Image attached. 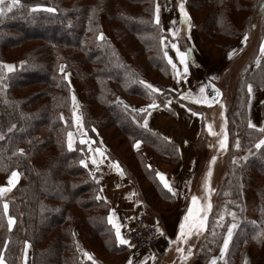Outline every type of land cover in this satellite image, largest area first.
<instances>
[{"label":"trees","instance_id":"obj_1","mask_svg":"<svg viewBox=\"0 0 264 264\" xmlns=\"http://www.w3.org/2000/svg\"><path fill=\"white\" fill-rule=\"evenodd\" d=\"M182 2L189 29L210 59L221 58L245 34L248 38L255 15H260L257 46L246 63L247 70L238 71L223 129L225 149L237 135L241 138L239 150L255 147L264 138L260 131L264 128V101L260 104L262 127L249 128L247 85L264 91V54L260 50L264 0ZM180 3L176 1L179 13ZM37 5L40 7L32 11ZM155 5L156 0H20L17 7L0 16V65L14 66L12 72L0 66V185L13 170L19 174L9 195L0 198L2 264H19L25 243L32 245L31 264H92L80 257L74 231L104 261L120 264L126 260L129 246L116 242L115 229L108 223L110 205L100 197L95 178L80 164L91 148L104 147L103 142L121 154L124 176L140 188L150 207L158 212L176 207L174 197L157 180L155 165L165 162L175 167L178 146L143 126L146 111L134 112L117 100L122 97L139 109L152 104L158 94L170 95L192 107L168 88L170 65L160 51L159 37L170 40L171 36L161 16L159 26L152 22ZM102 20L110 38L97 39ZM177 41L183 47V40ZM65 73H71L82 90L80 117L90 141L81 144L76 140L71 150L67 133L74 131V119ZM140 80L161 91L149 95ZM106 130L112 134L107 135ZM115 138H119L117 144ZM137 141L139 149L133 147ZM146 152L152 154L150 159ZM221 173L220 200H226L224 207L231 209L229 204L235 199L238 216L226 264H243L249 248L260 249L264 244V236L254 239L258 232L264 233V145L238 163H228ZM244 192L252 193L256 201L254 219L245 217ZM4 201L8 215L14 218L11 230ZM213 211L214 206L205 225L214 217ZM230 220L229 215L214 241L211 235L216 230L202 229L199 264L218 254Z\"/></svg>","mask_w":264,"mask_h":264},{"label":"crops","instance_id":"obj_2","mask_svg":"<svg viewBox=\"0 0 264 264\" xmlns=\"http://www.w3.org/2000/svg\"><path fill=\"white\" fill-rule=\"evenodd\" d=\"M160 3H162L160 0H156V4L160 5ZM176 17L178 19V15H174V19L169 18V16L164 17L165 19L162 18L164 27L166 30L168 28H178L182 34L183 30L180 28L179 22L176 25L173 22ZM188 36L192 37V41L198 44L197 50L200 52L197 50L196 51L199 55L195 56L190 53L187 60L188 73L186 79H184L182 76H175L170 65L169 87H171V89L176 93L178 98L187 102L192 103L195 102L197 98L206 97L208 100H213L216 98L217 102L219 103L225 95V87L219 84L221 71L217 67V64H215V61L206 58L201 46L195 40V38H193L192 32ZM193 46L196 47L195 45ZM193 46L190 48L191 51L192 48H194ZM179 49L181 51H185L188 49L187 44L186 47H179ZM166 50L168 51L169 56L173 59V62L178 68L181 69L182 72L183 66L179 64L176 51L171 47H167ZM213 85L216 90H219V96H216ZM202 86L205 89L203 94L199 92V89ZM258 90L260 89L253 86L248 110L250 121L257 126L256 128H261L262 119L260 116V104L262 101L256 100L253 96L254 93L260 94V97L263 95ZM183 94H189V98L185 99ZM163 102L165 103L164 105L156 104V107L154 108H149L148 105L143 107V109H145L144 111H146L145 117H147V127L144 126L145 118L142 124L146 129L159 133L163 138L175 143L178 146L179 161L175 167H172L165 162L155 165V172L159 171L165 174V179L177 193L176 195H173L172 193L168 192L174 197L176 202V207L172 211L158 212L150 207L146 202L144 193L140 190V188L128 180L124 174L121 175V172L123 171L119 162L112 161L108 157V153L112 155L111 150L108 147L104 146L103 150L96 147L91 148L89 156L84 159L85 165L87 166H83L89 171L91 176H93L98 183L100 187V197L110 205V210L114 214L113 223L119 226L121 235L125 239H127V235L123 229V222L139 211H145L148 214V218L151 223L158 225L163 232L159 245L154 250L130 251L126 260L120 264H128L129 260L132 261V264H140V261H144V264L171 263L172 257L170 258V256H172L175 248L174 245L177 240V231L181 220H184L183 215L187 209L185 208L182 210V205L187 198H190L193 195L195 191L197 169L201 161H203V157L205 156L203 148L199 147L198 140L200 138H205L206 135H211L208 131L207 125H211L209 121L211 117L214 116L213 112L215 109L222 111L225 116L224 105L218 104L216 101L211 104L195 102L202 111L193 109L192 107H186L185 105L178 103L173 98L163 97ZM193 113H197V115H193ZM204 113H208V117H210V119H206ZM72 133L73 144H75L76 140L81 141V139L85 140V143L89 142L86 134H82L81 132L77 133L74 131ZM73 148L74 146L72 149ZM136 148H141V145L139 144ZM97 149H99V152L96 151ZM151 156L152 154L150 152L145 153V157L147 159H150ZM93 159L97 161L96 164L92 163ZM115 163H118L119 169H117L115 166H110L114 165ZM204 165L205 162L202 163V166ZM156 178L164 188L159 177L156 176ZM164 189L168 191L166 188ZM189 201H191V199ZM186 206H188V203ZM230 224H233V222L231 221L228 226ZM110 225L112 226V224ZM228 226L226 228L224 237L228 235ZM235 230L236 228H234L232 231V235L225 251L223 253L219 251V253L215 257L211 258L206 264H210L212 260H215V264H226L227 250ZM73 235L78 252L80 251V257L81 252L86 251L92 255L93 259L96 261V264H111L104 261L95 252H93L89 248L86 240L76 231H74ZM222 247H224V239L222 241ZM82 257L85 258L84 255ZM31 259L32 245L30 243H26L24 245L21 260L22 264H31ZM84 260L88 259L86 258ZM243 264H264V244L260 249L249 248L244 254Z\"/></svg>","mask_w":264,"mask_h":264},{"label":"rangeland","instance_id":"obj_3","mask_svg":"<svg viewBox=\"0 0 264 264\" xmlns=\"http://www.w3.org/2000/svg\"><path fill=\"white\" fill-rule=\"evenodd\" d=\"M176 1L177 0H163L164 3L163 2L160 3L159 16H161V19L162 18L165 19L164 17H166V16H169V18L174 19V15H178V19L176 17V19L173 22L175 25L179 22V26L183 30L182 34L180 33V31H178L175 37H173L169 33L171 38H170V40L166 39V43L168 44V47H171L172 43H177L178 47H180V48L186 47V44H187L188 48H191V46L195 45L196 47L193 46L194 48H192L191 53L195 56H198L199 54L197 53V51L200 52L199 50H197L198 44L194 43L192 41V37L188 36L191 33V31L189 29L188 24L181 20V14L179 13L178 10H176ZM259 21H260V15L257 14V15H255L253 22L251 24L250 36L246 40H244V37L239 38L233 44V46L230 48V50L227 53H225L219 59H210L209 58L210 60L215 61V64H217V67L221 71L219 84H221L223 87H225V92H224L225 95L222 98V100L219 103L217 102L216 98H214L213 100H215L218 104H223L225 107V112H226L228 104H229L230 94H231L233 85L235 83L236 76L238 75V71L241 68H244L245 70H247V64L246 63L253 56L254 51L256 49L257 41H258V35L260 34ZM177 27H178V25H177ZM101 31H102L101 33H103V35L105 37L110 38L111 35H110L109 30L107 28L106 22L104 20H102V22H101ZM178 38L183 40V47L179 45V43L177 41ZM195 40H196V38H195ZM230 52H232L231 57H229ZM204 54L206 56L205 52H204ZM261 54H264V53L261 52ZM214 55H217V54H214ZM206 58H208V57L206 56ZM5 71L8 72L6 69H5ZM67 75H68V78L66 80L68 81L69 86L71 88V94H72V96L74 95L76 97V102L79 105L78 108H75V113H76V115L80 116V105H81L82 100H83L82 90H81L80 86L76 83L74 78L72 77V74L67 73ZM169 82H170V79H169ZM169 82H168V88H169V90L173 91L171 89V87H169ZM260 90H258V91L263 94L261 97H260V94H257V93H254L253 96L255 97L256 100H261L263 102L264 101V91L263 90L260 91ZM72 96H71V100H72ZM163 97L164 98H172L170 95H164L162 97H159V94H158L157 96H155V99L153 102H155V104H157V105H164L165 103L162 102ZM119 100L123 101L125 105H128V108L135 109V106L131 105L129 102L127 103L122 97H120ZM249 101H250V97H248V105H249ZM162 103H164V104H162ZM191 105H192L193 109L201 110V108L195 102H192ZM73 111H74V107H73V102H72V114H73ZM221 112L222 111H220L219 109H215V111L213 112L214 116L211 117V119H210V117H208V113H204L205 118L210 119V121L209 120L208 121L212 125V128H213L212 131L215 133V135H213V134H211L210 136L206 135L205 138H202V139L200 138L198 140L199 147L203 148L205 156L203 157V161H201V163L199 164L198 169H197V173H196L197 178L195 181V191L193 193V195H196L198 197V202H197V206H196L197 208H199L201 206H206L207 204L210 203L211 208L208 210V212H209V211H211L212 207L214 206V211H213L214 217H212L211 222H208L206 225L204 223V227L199 229V230H197V228L193 227L191 230V234L188 235L185 240H182V241L176 240V243L174 245L175 248H174V251L172 254L170 264H194V263L199 264L200 253H201L199 241L201 239V236H203V233L201 232L202 229H204V231H205V229L207 227H209L213 230H216L215 233L211 235V238L214 241L215 239H217L216 236H218L217 235L218 231L224 227L226 220L229 218L230 213L234 214V216L230 215V219H231L230 222L232 221L233 223H236V225H237L236 220L238 219V216H237L236 212H234V209L236 208L235 199H233L232 200L233 202H231L229 204L230 207L233 205V208H231V209L225 208L226 207L225 206L226 200H224V201L220 200V198L222 197L223 194L221 193V191L219 189V186H220L219 182L222 183L223 179H224V176L222 175L221 172L224 170V168H226L228 166V163H231V162L238 163L239 160L241 161L244 157H246L247 155H249L253 151H255V149L257 147L255 146V147H251L249 149L239 150L238 148L241 146V138H240V136L237 135L236 139L233 140V143L229 148L221 149L219 147V140L221 138H223V130L221 129V125H223V129H224V124H225V116H224V114L221 115ZM73 119H74V117H73ZM262 125H263V123H262ZM81 129H82V133L85 134V132L83 130L82 121L80 122L79 126L74 121V132L80 133ZM105 133L107 135H110V134H112V130H106ZM119 138H115V140H113L114 143L117 144V142L119 141ZM237 143H239V147L236 146ZM103 145L108 147L111 150L112 155L109 153L107 155H111L114 158L113 159L114 161H117V162H119L120 160L123 161L122 156L120 157L121 154L112 150L107 143L103 142ZM73 146H74V144H73ZM96 148L103 150V147H96ZM123 149H124V145L121 146L118 150L120 153H122ZM213 156L216 157L215 161L211 160V158ZM204 162H205V165L202 166V163H204ZM206 163H207V166H206ZM209 168L212 170V174H210L211 176L208 175ZM10 175H11V173L9 174V176ZM206 177H207V185H205V178ZM7 178L2 183V185H6ZM18 180H19V176H18L16 183L18 182ZM16 183H15V185H16ZM223 185H224V182L222 184V187H223ZM206 188L208 189L207 191H206ZM192 192H193V190H192ZM9 193L10 192H6L4 194L5 197L7 195H9ZM190 199H191V197L187 198L186 201L184 202V204L182 205V210L187 208L185 214L183 215L184 217L188 212L189 205L191 204L189 202H192V201H189ZM221 202L223 204L222 205L223 207L221 206ZM187 203H188V206H186ZM244 204H245V217L246 218L248 217L249 219H254L256 201H255L252 193L244 192L243 205ZM239 207H240V205H239ZM198 216H201V213L199 211H197L195 213V216L190 218L189 221H185L186 230L188 228V225L191 223V221L193 219H195V217H198ZM149 223H151L150 220H149ZM151 224H153V223H151ZM228 224H229V222H228ZM179 231H180V228H178L177 233ZM125 245H127V244H125ZM177 247H180L183 250L182 253L176 251ZM221 247H222V244H221ZM189 249L191 250V254H189V251H188ZM128 250H129V252L135 251V248L133 246H129ZM218 251H220V249ZM217 253H219V252H217ZM182 254H183V256L186 257V259H183V260L181 259ZM82 256H83V252H81V257ZM82 259L84 260L86 258L82 257ZM21 260H22V258H21ZM21 260H20L19 264H22Z\"/></svg>","mask_w":264,"mask_h":264},{"label":"snow or ice","instance_id":"obj_4","mask_svg":"<svg viewBox=\"0 0 264 264\" xmlns=\"http://www.w3.org/2000/svg\"><path fill=\"white\" fill-rule=\"evenodd\" d=\"M19 3H20V0H7V3H6V0H0V16L4 15L7 11H11L15 7H17L19 5ZM5 5H6V7H5ZM39 7L40 6L37 5L36 8L32 9V11L37 10ZM178 7H179V10H180V14H181V20L183 22H185V23H188L189 17H188L187 12L184 9V5H183L182 0H181V3L178 5ZM47 10L48 11H55V9H52V8H49ZM159 11H160V5L156 4L155 5V13L156 14H155L154 20L152 22L154 24H156L157 26H159V24H160ZM189 27H191L190 24H189ZM166 31L168 33H170L173 37H175L177 32L179 31V29L168 28ZM97 39H103V33H101L100 36L97 37ZM246 39H247V34H245V37H244V40H246ZM159 43H160V51L163 54V58L167 60L169 65H171V67L173 69V72H174V75L177 76V77H181L182 76L184 79H186L187 78V73H188L187 60H188V57H189V55L191 53V49L188 48L185 51H181L179 49L177 43H172L171 44V48L176 51L177 59L179 60V64L183 66V69H182V72H181V69L178 68L177 65L173 62V59L169 56L168 51L166 50L167 47H168V44L166 43V37L164 35H160ZM260 50H261L262 53H264V43L261 44ZM231 55H232V52L229 53V57H231ZM0 66L5 68L8 72H12L14 70V66L11 65V64H2ZM60 70L63 72V70H64V66L63 65L60 66ZM64 78L65 79L68 78L67 73H65ZM213 79H214V77H213ZM139 83L145 85V87L150 90L149 91V95H151V93H153V92L161 91V89H158V88L154 87L152 84L147 83L146 81L140 80ZM213 88H214V91L216 92V96H219L220 95L219 90H216L214 85H213ZM247 88H248L249 97H251L253 86L251 84H248ZM204 91H205V89L202 86L199 89V92L201 94H203ZM183 95H184L185 99L189 98V94H183ZM117 100L119 101V98H117ZM72 102H73V107H74V111H73L74 121L79 126L80 122H81V117L76 115V113H75V108H78L79 105L77 104L76 97L74 95L72 96ZM195 102L196 103H208V104H211V103H214L215 100H208L206 97H202V98H197ZM124 107L127 108L128 105H124ZM148 107L149 108L156 107L155 102H153L152 104L148 105ZM144 110L145 109H143V108L133 109L134 112H143ZM193 115H197V113H193ZM221 115H223V112H221ZM61 119H63V116H61ZM146 121H147V117H145V125H144L145 127H147ZM248 126H249V128H256L257 127L251 121L248 122ZM207 127H208L209 133L215 135V133L212 131L211 125H207ZM221 129L223 130V125H221ZM260 131L264 132V128H261ZM81 133H82V129H81ZM0 138H2V137H0ZM80 143L81 144L85 143V140L81 139ZM139 144H140V141H137L136 144L133 145V147L134 148L138 147ZM262 145H264V138L260 139L256 143L255 146L257 148H260ZM67 146H68V148L70 150L73 147V133L71 131H69L67 133ZM225 146H226V138H221L219 140V147L221 149H223V148H225ZM236 146L239 147V143H237ZM18 151H20L21 153L23 152L22 149L18 150ZM96 151L99 152V149H97ZM215 159H216L215 156H213L211 158L212 161H215ZM92 163L96 164L97 161L95 159H93ZM80 164L81 165H85V161L81 160ZM85 166H87V165H85ZM110 166H115L117 169H119L118 163H115L114 165H110ZM149 167H150V165H149ZM210 174H211V169L209 168L208 175H210ZM121 175H123V172H121ZM18 176H19L18 172L13 170L11 172V175L8 176V178H7L6 185H0V198H2L6 192H10L12 190V188L15 186V183H16V181L18 179ZM156 176L159 177L161 183L163 184L164 188H166L168 190V192L172 193L173 195L177 194L176 191L173 189V187L170 186V184L165 179V174L157 171L156 172ZM205 185H207V177L205 178ZM207 190L208 189L206 188V191ZM99 198L100 197H97V199H99ZM191 201H192V203L189 205L188 212L185 215L184 220H182L180 225H179L180 231L177 233V237H176L177 241L185 240L187 238V236L191 234V230H192L193 227L197 228V230L203 228L204 227V223H205V218L207 217L208 210L211 208V204L210 203L207 204L206 206H201V207L197 208L196 206H197V202H198V197L196 195H192L191 196ZM3 209H4V215L7 217V220H8V228L11 230V228L13 226V223H14V218L12 216L8 215V203L6 201L3 202ZM197 211H199L201 213V216L195 217V219H193L191 221V223L188 225V228L186 230L185 221H189L190 218L194 217L195 213ZM113 215L114 214L110 210L109 216H108V222H109V224H112L113 228L115 229L116 242L118 244H128L129 243L128 240L125 239L121 235L119 226H117L116 224L113 223ZM230 215L234 216L233 213H230ZM234 228H236V224L235 223L230 224L228 226V235H226L224 237V247H222L220 249L221 253H223L225 251V249L227 248L228 243H229V239H230V237L232 235V231H233ZM157 232L160 233L161 235H163V232H162V230L159 227H157ZM262 236H264V233L258 232L256 234V236H254V239H259ZM176 251L182 253L183 250L180 247H177ZM188 251H189V254H191V250L189 249ZM83 255L88 260H91L92 264H96V261L93 259L92 255L90 253L85 251V252H83ZM181 259L182 260L186 259V257L183 256V254H182L181 255ZM0 264H2V257H0ZM128 264H132V261L129 260ZM140 264H144V261H140ZM210 264H215V260H212L210 262Z\"/></svg>","mask_w":264,"mask_h":264},{"label":"built area","instance_id":"obj_5","mask_svg":"<svg viewBox=\"0 0 264 264\" xmlns=\"http://www.w3.org/2000/svg\"><path fill=\"white\" fill-rule=\"evenodd\" d=\"M157 227L159 226L149 223L148 214L145 211L137 212L123 222V229L129 242L127 245L133 246L135 251L154 250L162 236L157 232Z\"/></svg>","mask_w":264,"mask_h":264}]
</instances>
